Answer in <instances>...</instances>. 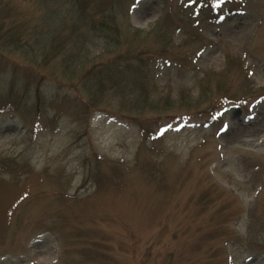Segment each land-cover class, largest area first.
Segmentation results:
<instances>
[{"label":"rangeland","instance_id":"rangeland-1","mask_svg":"<svg viewBox=\"0 0 264 264\" xmlns=\"http://www.w3.org/2000/svg\"><path fill=\"white\" fill-rule=\"evenodd\" d=\"M42 1L0 0V22ZM210 3L92 0L117 53L98 41L70 72L59 53L47 76L0 59L22 95H0V264H264V0Z\"/></svg>","mask_w":264,"mask_h":264},{"label":"trees","instance_id":"trees-1","mask_svg":"<svg viewBox=\"0 0 264 264\" xmlns=\"http://www.w3.org/2000/svg\"><path fill=\"white\" fill-rule=\"evenodd\" d=\"M193 1L199 5L200 10L211 7L210 0ZM90 2L92 0H66L63 3L56 1L54 5L50 1L43 0L44 8L40 13L30 15L20 12L19 17L13 15L16 9L12 8L14 12L4 15L6 17H3L0 22V59L6 58L10 62L11 55L13 56L18 51L24 52L30 58L31 65L34 66L32 71L43 74L49 60L59 53L64 59V71L70 72L74 67L83 70L85 65L93 60L90 45L97 46L98 41L103 44L105 50L117 53L122 46L119 23L109 15L103 16L104 12L99 10L101 5L97 4L95 11L89 9ZM72 37L75 40L74 45L67 41V39L72 41ZM166 38L160 34L156 39H160L161 42L163 40L164 43ZM118 54L117 60L114 59L112 64L119 61L122 53ZM122 56L133 57L131 51ZM17 64L21 65L19 62ZM105 64H97L87 71L90 77L93 76L91 79L85 76L86 72L81 75L86 97L79 98V103L83 104L81 114L84 117L88 118L93 110L101 106L102 96L106 93L104 76L113 73L117 68L114 66L112 70ZM15 75H12V80L4 81L0 86V95L15 99L13 103L17 104L22 100V95H19L20 89L16 86ZM47 75L48 73L44 72V76ZM69 78L73 79V76ZM24 88L29 89L26 86ZM147 96L143 103L148 105ZM38 102H41L40 98Z\"/></svg>","mask_w":264,"mask_h":264}]
</instances>
